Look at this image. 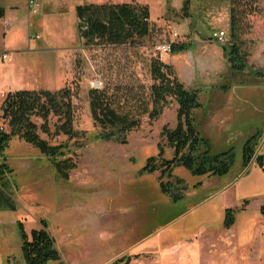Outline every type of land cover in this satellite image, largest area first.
Wrapping results in <instances>:
<instances>
[{
  "label": "rangeland",
  "instance_id": "374dc122",
  "mask_svg": "<svg viewBox=\"0 0 264 264\" xmlns=\"http://www.w3.org/2000/svg\"><path fill=\"white\" fill-rule=\"evenodd\" d=\"M130 1L38 0L30 25L19 21L26 13L11 25L0 21V106L8 91L67 87L78 134L69 139L55 133V116H49V132L40 128V117L31 118L40 138L65 145V157L76 164L68 180L19 137L0 154V264H26L17 222L29 235L43 221L62 264H110L125 257L128 264H264V172L255 156L246 163L243 155L253 136L254 154H264V0H245L258 9L246 18L251 29L242 36L248 61L242 74L230 72L221 47L229 40L230 0H141L153 26L148 37L135 45L85 43L76 6ZM218 30L226 32V43L211 39ZM163 42L186 49L160 54L156 46ZM4 53L9 59L1 58ZM156 58L185 88L198 91L201 107L193 117L208 146L201 143L196 154L208 147L211 155H233L222 174L192 175L174 164L162 181L170 182L176 199L162 192L159 165L174 157L161 132L176 127L177 105L168 99L158 119L143 117L126 143L102 139L88 106L90 88L116 92L121 104L135 105L138 96H147ZM0 126L7 130L2 120ZM150 157L159 169L144 173ZM228 208L235 220L225 229Z\"/></svg>",
  "mask_w": 264,
  "mask_h": 264
},
{
  "label": "trees",
  "instance_id": "16d2710c",
  "mask_svg": "<svg viewBox=\"0 0 264 264\" xmlns=\"http://www.w3.org/2000/svg\"><path fill=\"white\" fill-rule=\"evenodd\" d=\"M252 4L253 2L245 0H230L229 40L221 47L231 73L242 74L248 69L247 52L242 36L251 29L246 18L258 9L256 2ZM182 9L186 13L187 2ZM75 13L79 35L86 44L135 45L152 32L148 6L135 0L117 4L78 5ZM3 14L4 10L0 8V17ZM185 49V44L180 46L171 44L172 53ZM149 73L152 84L148 88L147 96H138L135 105L121 104L116 92L110 93L105 88H90L89 113L93 126L101 130L102 139L115 137L119 142L126 143V134L137 130L143 117L147 116L150 121L158 119L172 100L177 105L176 127L173 130L163 128L161 133L168 146L173 148L174 157L171 160H163L159 165L163 167L159 180L162 192L176 199L179 195L172 192L170 182L162 181L164 175L171 176L174 164L183 166L192 175L222 174L229 170L233 155L230 152L211 155L208 147L196 154V149L201 143L208 146V142L200 138L193 117L194 111L201 107L198 91L185 88L171 67L157 58L151 61ZM255 74L260 75V72L256 71ZM73 96L74 94L67 87L54 91L49 89L8 91L0 106V120L7 127V130H4L3 126H0V154L2 155L12 137H19L36 147L52 162L59 178L68 180L69 172L76 167V164L65 157L62 150L65 145H50L40 138L37 133L38 127L31 118L40 117L43 121L40 128L44 132H49L47 125L49 116H55L58 121L55 133H63L69 139L76 137L78 134L72 128ZM254 137H251L244 146V160L247 163L252 156H255L257 165L264 172V154H254V142H252ZM155 161L156 157L148 158L142 171L152 173L159 169ZM260 212L264 222V199ZM234 220V210L225 209L223 227L230 228ZM17 223L26 264H47L48 261L62 264L55 240L47 231L45 221L42 222L41 228L32 229L29 235L25 232L22 223ZM129 260V257L119 258L110 264H128Z\"/></svg>",
  "mask_w": 264,
  "mask_h": 264
},
{
  "label": "crops",
  "instance_id": "0c3cea01",
  "mask_svg": "<svg viewBox=\"0 0 264 264\" xmlns=\"http://www.w3.org/2000/svg\"><path fill=\"white\" fill-rule=\"evenodd\" d=\"M34 1H38V0H34ZM136 1L140 4L148 6V3L144 1H141V0H136ZM0 8L4 10V14L2 17H0V21H3L5 25L13 24L14 20L17 19V16L21 14H25V13H26V19L22 17L19 19V21L21 23L27 21L28 25L31 24V19H30L31 15L29 14V11H28V0H0ZM38 36L39 35H36V37ZM209 41L211 40L209 39L208 42ZM46 46L47 45H45L44 43L43 47H46ZM177 246H178L177 251H179L182 244L181 245L178 244Z\"/></svg>",
  "mask_w": 264,
  "mask_h": 264
},
{
  "label": "built area",
  "instance_id": "2783aa9c",
  "mask_svg": "<svg viewBox=\"0 0 264 264\" xmlns=\"http://www.w3.org/2000/svg\"><path fill=\"white\" fill-rule=\"evenodd\" d=\"M39 4L35 2L34 0H28V11L29 13H36L38 10ZM83 29H86V27H83ZM174 36H177V33H173ZM211 39L215 40L216 42L220 44H224L227 42L226 38V32L223 30L213 31ZM157 51L160 54H167L171 50V43L170 42H163L160 44H157L156 46ZM2 59H9V56L4 53L1 56Z\"/></svg>",
  "mask_w": 264,
  "mask_h": 264
}]
</instances>
